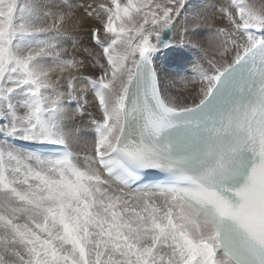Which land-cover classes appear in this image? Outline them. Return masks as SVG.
Masks as SVG:
<instances>
[{"label":"snow or ice","instance_id":"6c2138e0","mask_svg":"<svg viewBox=\"0 0 264 264\" xmlns=\"http://www.w3.org/2000/svg\"><path fill=\"white\" fill-rule=\"evenodd\" d=\"M110 3L0 0V264H264V7L219 9L235 58L177 107L155 57L185 0ZM77 7L103 54L85 49L102 71L80 89L85 62L59 42ZM88 91L101 118L82 152L66 102ZM144 170L161 178L141 186Z\"/></svg>","mask_w":264,"mask_h":264},{"label":"rangeland","instance_id":"374dc122","mask_svg":"<svg viewBox=\"0 0 264 264\" xmlns=\"http://www.w3.org/2000/svg\"><path fill=\"white\" fill-rule=\"evenodd\" d=\"M209 1L185 0V8L182 11L181 17L179 18V24L176 25L172 33L171 39L173 40V45L169 49L170 53H174L176 56L169 53L168 58L173 59L174 61L171 62L170 60L171 65L165 64L161 69L163 74L161 76V84H165L164 87L167 88V92L170 85L177 84L178 87L184 88L188 91L189 97L191 95L193 96V94H196L197 91L199 92V90L200 92H202L201 89L205 85H201V82H203L202 74H211L214 71L213 65H215L216 67H222V64H224L223 66H225L226 63H230L235 58L234 50H230L223 55L221 54V42L223 40V37L220 36L218 32L220 28L227 26V23L223 19L219 9L222 7V5L226 6L228 0H212L213 2H216L218 4L217 7L219 8L211 6L213 3L212 1L211 3ZM70 2L73 5L82 4L87 6L88 4H92L95 7L103 3L111 6L110 0H70ZM121 2H123V0H121ZM160 2H163V0H160ZM248 2L256 7H264V0H248ZM75 12V19L78 20L79 23L66 25L64 29L65 36L61 41H59L61 45L68 50L66 55L71 54L77 59L83 58L91 63V56H89V53L85 51V49H89L93 54H99L101 60L103 61L102 49L98 48L95 45L91 36L92 28L101 27L98 21L95 19V14H93V17H85L83 14L84 9L80 7L75 8ZM198 28H200V34ZM184 29H186V31H184ZM179 33H182V35H180V38H183L182 40L186 44L184 43V47L178 48L179 53L177 55V47H175V44L177 43V36ZM100 35L101 39L105 38V34L103 33V31H101ZM176 63L180 64L182 68L184 64L188 69H184L187 70L186 75H181L179 74V72H177L176 81H173L168 74L171 72V67H173V65H175ZM100 70L101 69L98 68V71ZM170 97L171 99H175L176 95L171 94ZM186 98H188L187 95H183L182 104H187L188 101H186ZM86 99L93 101V104L98 108V102L96 100V97L94 96V93L88 92L86 94ZM197 100L198 97L194 99L192 104H188L193 105ZM72 129L74 133L76 131V128L73 127ZM81 132L82 130H80V133ZM91 133H93L92 128ZM78 134L79 130L77 129L76 137L78 136ZM76 137H74V140L76 139ZM4 139V137H0V142H3ZM75 141L78 143L77 140ZM7 142L17 147L29 144V142L21 141L18 138H8ZM86 142H89V145H91L92 140H86ZM79 143L78 145H82L81 143Z\"/></svg>","mask_w":264,"mask_h":264},{"label":"bare ground","instance_id":"6f19581e","mask_svg":"<svg viewBox=\"0 0 264 264\" xmlns=\"http://www.w3.org/2000/svg\"><path fill=\"white\" fill-rule=\"evenodd\" d=\"M209 1V0H208ZM212 1V0H211ZM211 1H209L211 3ZM207 2V1H206ZM228 2V1H227ZM212 5L211 6H215L217 7L218 4L216 2H213L212 1ZM222 5V4H221ZM220 5V6H221ZM223 6V5H222ZM219 8V7H217ZM210 29V28H209ZM199 30V34H200V28H198ZM180 35H182V33H179L178 36H177V43L175 44V47H177L176 49V54L178 55L179 53V50L178 48H182L184 47V41L182 40L183 38H180ZM201 36V35H200ZM220 38V37H219ZM223 39V38H222ZM190 41V40H189ZM186 44V43H185ZM219 45V44H218ZM170 53V50L169 49H163L159 54H157V56L155 57V67L157 68V71L159 73V76H160V87H161V91H162V94L163 96L168 99L170 102L174 103L175 106L177 107H192L194 106L196 103L199 102V100L202 98L203 96V93L197 91L196 94H193V96L191 95L189 97V94H188V91L185 90L184 88H181V87H178L177 85H170L168 87V92H167V88L164 87V85L161 84V76L163 75L162 74V68L164 67L165 64H170V60L171 62H173L174 60L173 59H169L168 58V55ZM174 56H176L174 53H170ZM210 54V53H209ZM211 55V54H210ZM216 56V55H215ZM218 57V56H217ZM235 57V55H234ZM232 58V57H231ZM227 59V58H226ZM233 59V58H232ZM78 60H83L85 62V66L84 67H81V68H78V69H74L72 70L71 74L72 76H74L76 79L74 81V83L76 84V87L77 89H80V88H83L85 87L86 85V80L84 79V77H92V78H95L97 76H99L101 74V70L98 71V67H94L92 66V63L88 62L87 60L85 59H78ZM229 62V61H228ZM222 64V62H221ZM220 64V65H221ZM218 65V66H220ZM224 64H222L221 66L223 67ZM184 69H188L186 65L183 64V68L180 64L176 63L175 65H173V67H171V72L168 74L171 79L173 81H176V74L177 72H179V74L181 75H186V71L187 70H184ZM164 70V69H163ZM211 71V70H209ZM164 77V76H163ZM192 80V79H191ZM195 81V80H194ZM195 83V82H194ZM204 85L203 88L206 86V82H201V85ZM193 85V84H192ZM177 86V87H176ZM181 86V85H180ZM183 86V85H182ZM191 87V86H190ZM192 88V87H191ZM190 88V89H191ZM195 89V88H193ZM191 91V90H189ZM90 93H92L91 91H88ZM86 92L85 93V96L83 98H81L79 100V102L77 101H67L66 102V108L69 112H72V113H75L77 112V110L79 108L82 107V110L84 112V115L83 116H77L76 117V121L74 122H70L69 124V127L70 128H76V131L77 129L79 130V134L78 136L76 137V131L74 132V137H76L75 140L78 141V143L80 142L82 145H78V143L74 140V144L76 145V150L78 151H82V152H86V151H89L90 150V145H89V142H86V140H93V136H92V133H91V128L93 130V126L91 124V121L93 119H99L101 118V112L100 110L96 107V105L93 104V101L89 100V99H86V94L88 93ZM191 93V92H190ZM171 94L173 95H176V98L174 99H171ZM187 95L188 98H186V101L187 104H182L183 103V95ZM95 96V95H94ZM173 97V96H172ZM198 97V100L196 101L195 104L193 105H189V104H192L194 99ZM189 103V104H188ZM72 104H75V105H72ZM189 105V106H188ZM89 126V127H88ZM80 130H82V132L80 133ZM79 143V144H80ZM20 147H23V148H27V149H32L34 146L31 145L30 143L27 144V145H21ZM37 151H54L55 149L54 148H46V149H40V148H36Z\"/></svg>","mask_w":264,"mask_h":264},{"label":"water","instance_id":"95a60500","mask_svg":"<svg viewBox=\"0 0 264 264\" xmlns=\"http://www.w3.org/2000/svg\"><path fill=\"white\" fill-rule=\"evenodd\" d=\"M171 37H172V35H171Z\"/></svg>","mask_w":264,"mask_h":264}]
</instances>
